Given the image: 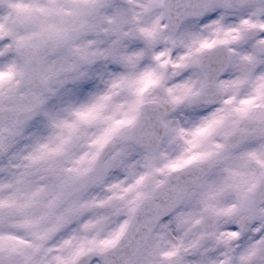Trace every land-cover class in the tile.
Listing matches in <instances>:
<instances>
[{"label":"snow or ice","instance_id":"1","mask_svg":"<svg viewBox=\"0 0 264 264\" xmlns=\"http://www.w3.org/2000/svg\"><path fill=\"white\" fill-rule=\"evenodd\" d=\"M0 264H264V0H0Z\"/></svg>","mask_w":264,"mask_h":264}]
</instances>
